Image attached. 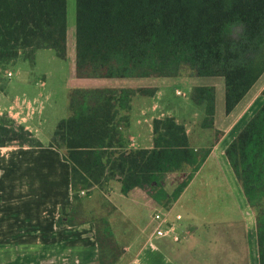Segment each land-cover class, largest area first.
<instances>
[{"label":"trees","instance_id":"1","mask_svg":"<svg viewBox=\"0 0 264 264\" xmlns=\"http://www.w3.org/2000/svg\"><path fill=\"white\" fill-rule=\"evenodd\" d=\"M240 31L237 32V29ZM66 59L67 0H0V91L5 70L35 60L40 49ZM223 77L230 114L264 75V0H76V73L79 78L179 76ZM149 87L74 88L70 114L55 128L50 146L65 149L72 165L74 200L102 178H120L124 191L151 187L164 173L197 172L222 131L215 129L216 90L194 86L190 101L201 125L214 130L209 146L191 145L175 116L155 118L154 147L126 150L123 129L136 95ZM264 104L226 149L255 214L260 264H264ZM42 146L25 126L0 118V146ZM100 263L115 264L119 246L99 233ZM109 250L110 257L106 256ZM109 259V260H107Z\"/></svg>","mask_w":264,"mask_h":264},{"label":"crops","instance_id":"2","mask_svg":"<svg viewBox=\"0 0 264 264\" xmlns=\"http://www.w3.org/2000/svg\"><path fill=\"white\" fill-rule=\"evenodd\" d=\"M29 62L23 77L13 84L6 76V86L0 91V118L8 117L25 126L43 145L0 146V264H101L99 233L124 243L123 255L150 258L151 264H260L256 217L226 154L229 144L247 123H240L241 114L236 113L244 99L227 114L223 77L191 74L177 83V78L171 81L152 77L147 83L113 78L110 83L96 85L76 76L72 84L67 80L65 103L60 108L48 89L49 72L37 74L36 61ZM14 64L5 70V75L12 72L10 67ZM198 85L215 86V129L222 134L197 172H167L151 187L137 185L128 191H124L120 178L104 177L74 200L72 165L65 158L66 150L50 146L57 123L70 114L73 88H155L153 95L133 97L127 112L129 122L123 129L126 150L149 152L154 147L155 118L175 116L186 125L190 143L197 148L213 135L214 130L202 127L201 114L190 101L191 92ZM177 101L183 102L181 107ZM202 174L206 179L204 186L213 179L221 181L220 186L232 199L231 209L237 214L213 217L209 213L200 222L184 227L178 223L182 219L180 213L173 219V210ZM93 195L103 198L115 211V219L80 217L87 214L84 199ZM136 199H142L145 207H131L127 202ZM157 213L167 219L160 226L172 225L178 241L171 235H156ZM140 216L144 217L142 222Z\"/></svg>","mask_w":264,"mask_h":264},{"label":"rangeland","instance_id":"3","mask_svg":"<svg viewBox=\"0 0 264 264\" xmlns=\"http://www.w3.org/2000/svg\"><path fill=\"white\" fill-rule=\"evenodd\" d=\"M240 31V28L237 29V32ZM67 47L68 54L66 59L59 58L56 55V52L53 49L45 48L37 51L36 54V73L40 74L41 72H49L47 76L48 81V89L50 92L54 94V98L57 102V106L61 108V106L65 103V92L67 84H72V81L76 76V0H67ZM30 67V62L27 60H19L16 64L11 66V70L13 72V76L9 78L10 83L13 84L18 78L23 77L24 68ZM193 74V70L188 65H183L179 76H160L161 79H171L177 82L180 81L181 78L187 77ZM7 76V75H6ZM78 77V76H77ZM76 77V78H77ZM152 77L159 76H146V77H129L130 79H139L142 83L151 82ZM7 78V77H6ZM75 78V79H76ZM79 78V77H78ZM149 78V79H146ZM82 79V78H79ZM85 83L96 85H100L99 83L105 82L110 83L113 78H97V77H88L83 78ZM120 79V78H119ZM144 79V80H143ZM68 80V83H67ZM119 81V80H116ZM103 83V84H105ZM94 84V85H95ZM183 86V85H180ZM93 88V87H92ZM152 88V87H149ZM74 89V88H73ZM188 92V91H187ZM184 100V98H182ZM183 102L177 101L176 105L181 107ZM264 104V75L259 79V81L254 85V87L250 90L246 98H244L242 104L239 106L236 113H240L242 122H247ZM59 108V109H60ZM237 118L238 115L236 114ZM263 133L259 135L261 139V143H264V130ZM216 140V133L209 138L204 139L203 145L209 146ZM208 168H206L207 170ZM205 174L199 176L194 185L187 192L186 196L176 205L173 210V219L177 213L182 215V219L178 221L182 226L187 227L191 222H200L206 215L211 213L213 217H227L229 214L233 213L234 216L237 214L236 210L231 209L232 199L227 197L225 194L224 188L221 187V181L218 179H213L210 185L204 186L202 185ZM199 190V192H197ZM129 205L132 207L133 205L143 206V200H135L127 201ZM84 205L87 209L86 215L80 214V217H90L96 216L98 218H108L115 219L116 213L110 207H108L103 198L97 195H93L91 198L86 197L84 199ZM229 207V210L226 207ZM145 207V206H143ZM147 211H149L148 207H146ZM149 214V213H148ZM123 218V217H122ZM143 216L139 217L140 222H142ZM124 220V218H123ZM122 220V221H123ZM120 221V219H119ZM122 221L120 224L123 226ZM154 221H152V225H154ZM119 225V226H121ZM135 229L136 227L133 226ZM136 231V230H135ZM119 246V258L115 264H151L150 258H136L133 253L124 254V243H117ZM106 256L110 257L109 250L106 251ZM109 260V259H107Z\"/></svg>","mask_w":264,"mask_h":264},{"label":"built area","instance_id":"4","mask_svg":"<svg viewBox=\"0 0 264 264\" xmlns=\"http://www.w3.org/2000/svg\"><path fill=\"white\" fill-rule=\"evenodd\" d=\"M7 76L8 77H11L12 76V72H8L7 73ZM179 94L181 95H184L182 92H178ZM83 192V191H82ZM181 216H177V218H180ZM154 221H156L157 223V227H156V235L157 236H166V235H171L173 236L174 240L178 241L179 240V237L178 235L175 234L173 228H172V225L168 224V228H163L160 226V223L164 222V223H167V219L160 213H157L155 216H154Z\"/></svg>","mask_w":264,"mask_h":264}]
</instances>
